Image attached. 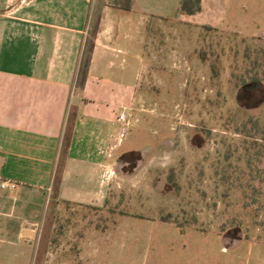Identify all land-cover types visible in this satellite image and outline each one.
I'll list each match as a JSON object with an SVG mask.
<instances>
[{
    "label": "rangeland",
    "instance_id": "1",
    "mask_svg": "<svg viewBox=\"0 0 264 264\" xmlns=\"http://www.w3.org/2000/svg\"><path fill=\"white\" fill-rule=\"evenodd\" d=\"M171 12L146 29L154 57L107 205L28 193V237L0 233V264H264L243 206L264 199V0ZM147 147L151 166L135 171L138 154L122 153Z\"/></svg>",
    "mask_w": 264,
    "mask_h": 264
},
{
    "label": "crops",
    "instance_id": "2",
    "mask_svg": "<svg viewBox=\"0 0 264 264\" xmlns=\"http://www.w3.org/2000/svg\"><path fill=\"white\" fill-rule=\"evenodd\" d=\"M180 1L0 0V233L28 237L34 191L107 205L130 128L118 117L144 97L154 57L146 29ZM149 148L122 154L140 152V171Z\"/></svg>",
    "mask_w": 264,
    "mask_h": 264
},
{
    "label": "trees",
    "instance_id": "3",
    "mask_svg": "<svg viewBox=\"0 0 264 264\" xmlns=\"http://www.w3.org/2000/svg\"><path fill=\"white\" fill-rule=\"evenodd\" d=\"M201 9H202V0H181L180 1L179 11L181 14L194 15L200 12ZM203 27L206 29H216L210 26H203ZM253 81L260 82L262 81V79H260L258 75H254ZM134 153L138 154V159H139L141 156V153L140 152H134ZM137 163L138 161L136 162V164ZM243 206L245 209H251L254 211L255 218H254L253 223L257 227L262 228L264 231V217H262V213L264 212V199H258V197L256 199H244ZM243 228H244V225L242 221H236L235 229L242 230Z\"/></svg>",
    "mask_w": 264,
    "mask_h": 264
},
{
    "label": "built area",
    "instance_id": "4",
    "mask_svg": "<svg viewBox=\"0 0 264 264\" xmlns=\"http://www.w3.org/2000/svg\"><path fill=\"white\" fill-rule=\"evenodd\" d=\"M118 121H119L120 123L125 124V125L128 124V122L126 121V116H125V114L120 115V116L118 117ZM2 187H3V188H7V187H9V188H11V189H16V188L18 187V184H17L16 182H14V181H9L8 183H3V184H2Z\"/></svg>",
    "mask_w": 264,
    "mask_h": 264
}]
</instances>
